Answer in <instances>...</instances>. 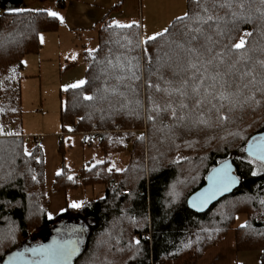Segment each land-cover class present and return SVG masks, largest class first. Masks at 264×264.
<instances>
[{
    "label": "trees",
    "instance_id": "1",
    "mask_svg": "<svg viewBox=\"0 0 264 264\" xmlns=\"http://www.w3.org/2000/svg\"><path fill=\"white\" fill-rule=\"evenodd\" d=\"M56 2L64 10L69 0ZM258 6L256 0L253 9ZM120 7L121 4L110 11ZM191 9L190 0H186V11ZM215 14L223 19L218 26L206 29L213 41L207 46L213 48V53H221L224 63L218 70L230 73L225 79L232 84L229 91L233 93L226 101L213 99L216 108L207 100L195 108L194 97L181 98L178 93L169 95L164 91L178 86L187 74L181 71L173 76L174 70L180 71L173 50L159 38L154 43L138 44L142 37L139 22V27H109L112 20L107 15L94 27L97 48L91 56L88 48L82 52L87 83L79 89H61L60 120L61 134L82 133L83 141L101 149L103 158L79 169L65 164L52 187L69 192L103 184L105 195L80 208L68 207L51 219L46 212L43 150L32 143L28 151L31 155L25 156L24 134L16 129L11 135L4 133L8 123H15L5 113V104L20 100V79L11 80L10 75L23 68L25 55L40 50L37 33L54 30L61 23L40 10L0 14V264L24 242L64 221H72L68 223L75 224L83 234L81 252L73 264H196L230 231L235 232L238 251L258 250L259 264L264 262V171L258 168V162L250 163L252 158L243 150L253 135L264 131V68L256 63L264 61V20L253 12L250 23L233 22L224 8L216 9ZM244 31L252 33L245 48H231ZM205 44L203 38L196 42V46ZM144 48L152 57L151 76ZM157 55L161 63L172 57L171 67L156 71ZM132 58L139 60L138 80L129 78L119 67ZM217 63L214 60L208 66L209 72L217 70ZM248 69L257 83L245 88L243 85L249 84L251 77H240ZM161 75L164 79H159ZM117 76L126 78L118 81ZM166 80L173 83L166 84ZM149 81L159 84L161 91L149 88ZM237 84L241 85L239 93ZM187 91L191 97L190 86ZM85 95L94 99L85 100ZM249 96L253 99L248 100ZM149 97L151 104L167 110L160 114L149 112ZM181 103L187 107L181 108ZM3 106L6 110H2ZM173 109L176 118L172 117ZM149 114L154 121L147 119ZM221 115L224 119L219 118ZM124 151L128 152V163L117 172L113 155ZM230 156L241 179L240 187L206 212L192 211L187 205L188 197L205 184L214 166ZM125 189L130 192L124 194ZM241 213L247 216L248 226L243 229L236 225ZM189 241L191 245L183 247Z\"/></svg>",
    "mask_w": 264,
    "mask_h": 264
},
{
    "label": "rangeland",
    "instance_id": "2",
    "mask_svg": "<svg viewBox=\"0 0 264 264\" xmlns=\"http://www.w3.org/2000/svg\"><path fill=\"white\" fill-rule=\"evenodd\" d=\"M56 0H0V14L11 9L21 10H40L51 9L60 12L59 8L53 3ZM143 12L142 17L138 18L142 26V37L152 35L154 29L161 30L168 26L174 16H179L186 11V0H152L154 7L151 9L156 14L154 24L149 20L147 13L150 0H142ZM181 6V9H180ZM151 11V10H150ZM61 24L54 30L43 31L44 42L38 52L25 55L23 58V68L20 71L11 73V80L20 79V100L7 102L2 107L6 110L14 121L11 122L17 131L29 136H44L41 148L44 152L45 162V181L47 215L51 213L52 217L66 211L68 205L72 202H80L81 207L86 203L102 198L105 195V186L103 184H94L78 187L72 191H57L52 185L55 182L56 173L62 164L79 169L93 160L103 158L101 149H96V145L88 144L83 141V134L76 132L63 131L60 120L61 111V89H66L65 75L77 62L82 63L81 53L84 48L93 50L97 48V39L90 34H71L68 30L63 29ZM159 32V31H157ZM75 56V58H73ZM21 77V78H20ZM1 101V99H0ZM62 137V138H61ZM52 141V147L48 151L44 150V142ZM27 151L34 146L31 142L25 144ZM113 165L117 169H122L128 163V152L124 151L113 155ZM258 168L259 164H258ZM258 171V169H256ZM56 174V175H55ZM80 208V207H79ZM63 209V211H61ZM247 216L238 214L236 225L245 223ZM72 221L59 222L52 226L48 233L51 238L72 239L77 245H81L82 232L78 231L75 224L68 223ZM47 231L40 233L31 241L24 243H42L43 236ZM35 232H33L34 234ZM48 235V234H47ZM22 245L18 249L22 248ZM81 247V246H80ZM252 253L255 258H248L246 263L245 257ZM257 255L261 257L260 251H241L240 264H259ZM248 256V255H247ZM260 262V260H259Z\"/></svg>",
    "mask_w": 264,
    "mask_h": 264
},
{
    "label": "snow or ice",
    "instance_id": "3",
    "mask_svg": "<svg viewBox=\"0 0 264 264\" xmlns=\"http://www.w3.org/2000/svg\"><path fill=\"white\" fill-rule=\"evenodd\" d=\"M192 4V9L189 11H185L179 16L174 17L173 21L169 23L168 26L161 29L159 32H156L152 35H146L138 38L139 45H147L149 42H156L157 38H159L163 43L168 44L170 50H173V55L175 56V64L176 68L180 71L174 70L173 76L180 75V72L186 73L179 82L178 86L174 88H164V91L171 95L172 93H178L181 98H195L194 107L199 108L205 100L208 101L209 104L212 105V108H216L215 104H212V100L226 101L229 100L230 96L233 95L229 91L232 88V84L229 80L225 79L226 75H230V73H222L220 72L219 66L224 63L221 53H213V48L207 46L210 43H213L212 37L207 34L206 29H212L213 25H219V22L223 19V17L215 14V10L219 8H224L228 10L229 17L233 20V22H251L253 19V12L258 14L261 20H264V0H258V7L253 9V4L256 3V0H190ZM211 5V7L209 6ZM13 12L23 11L21 9H11ZM45 11L47 16L50 18H54L60 23L64 22V18L56 11L51 9L40 10ZM133 25L139 27L136 21H132L129 24H122L116 20L111 22L109 27H116L120 29L130 28ZM175 29V31H173ZM215 31L220 32L217 27ZM252 35L251 32L244 31L237 42L231 45L233 49H244L246 46V39ZM179 37V38H178ZM37 38L40 43L44 42V37L42 33H37ZM203 38L206 41V44L203 46H196V42ZM128 43L131 44L132 41L129 39ZM174 46V49H173ZM95 50H89V55H92V52ZM144 57L146 62L149 64V75L153 74L151 70V62L152 57L148 52L147 48L143 49ZM167 56V54H165ZM211 57V58H207ZM75 58V56H73ZM135 60V63L132 61ZM157 60V69L159 71L160 68L163 67H171L173 63L172 57H167L164 63H161V58L159 55L156 57ZM217 61L218 63L215 65L216 71L209 72V67L213 65V61ZM21 63H25L21 61ZM107 63L112 65V60H108ZM257 64H260L262 68H264V61H256ZM234 66V65H233ZM122 72H127L129 74V78L139 79V71L140 64L137 58H132L129 60L127 65H119ZM244 77H251L249 84H244L243 87L248 88L250 85L254 86L257 81L255 75L251 69L244 71L241 74V79ZM125 76H117L116 79L123 80ZM159 79H164L161 75ZM205 81H210V83H205ZM191 82V84H190ZM87 83L86 80L81 79L70 85H66L65 88H73L79 89ZM166 84H172L173 82L170 80L165 81ZM264 83V81H262ZM147 86L149 88L155 87L157 92L161 91V87L159 84L153 85L150 81ZM191 87V97H189V93L187 89ZM241 85H236V92L239 93ZM202 89V92H201ZM216 90L213 92L212 90ZM256 91H262V89H255ZM211 97V99H209ZM85 100L94 99L92 96L85 95L83 97ZM248 100H252L253 97H247ZM149 103L151 107L149 108V112H156L160 114L167 109H161L159 105L151 104V97H149ZM171 107V104L167 106ZM181 108L187 107V104L181 103ZM224 105L221 104L220 108H223ZM219 112V109H217ZM172 117L176 118L175 110L172 111ZM220 119H224L221 115ZM147 119L149 121H154L155 117L151 114L147 115ZM183 119V117H180ZM200 122H204L201 120ZM3 134V133H0ZM11 135V133H8ZM143 138V134L140 137ZM247 151L248 155L252 158L250 163L258 162L259 167L262 171H264V135L253 138L247 144V147L243 149ZM25 156H30L31 153L24 150ZM98 163H103V161H98ZM114 167V165H113ZM112 168H109L111 171ZM117 172L122 171V169H116ZM57 175H60V172H57ZM255 175V171L253 172ZM33 180L36 179L35 176L32 177ZM68 179H72L71 176ZM209 180V187L205 190V192L200 193L193 200V207H198L206 204L208 200L214 198L217 193L221 191H227L236 181V177L231 175V167L225 162L220 168L213 169L212 172L207 177ZM264 203V201H261ZM70 208H79L81 207L80 202H72L68 205ZM63 211V209H61ZM48 218L51 219V213L48 214ZM247 223H243L239 225L240 228H246ZM204 231H209L208 229H204ZM219 231V229H217ZM199 239V237H197ZM76 241L73 240H57L53 238V240L48 244H42L39 247L26 248L23 251H17L8 256L7 260L4 261V264H69L71 257L75 254ZM136 244H139V241H135ZM191 245V241L184 244L183 247L187 248ZM26 253H31L32 258H26ZM264 264V262H262Z\"/></svg>",
    "mask_w": 264,
    "mask_h": 264
},
{
    "label": "crops",
    "instance_id": "4",
    "mask_svg": "<svg viewBox=\"0 0 264 264\" xmlns=\"http://www.w3.org/2000/svg\"><path fill=\"white\" fill-rule=\"evenodd\" d=\"M120 4L121 7L119 10L110 11L112 8ZM53 5L59 8L56 1ZM148 7L149 8L146 11L148 12V19L151 20L152 24H154L155 19H152V17L156 14H154L151 9L154 7L152 0H150ZM142 8V0H69L67 7L64 10H59V14L64 18V22L61 23V25L64 26V30H68L71 34L77 33L86 36L90 34V36L97 39V32L94 27L104 17L108 15L112 21L116 20L122 24H129L132 21L139 22L138 18L142 17ZM172 17H175V15ZM141 25H143L142 22ZM154 30V32L160 31L157 29ZM81 62L82 63L75 62L76 64L68 70L67 75L64 77L66 85H70L81 79L85 80L86 65L83 60ZM42 138L44 139L45 137L43 136ZM52 144V141H47L46 143L44 142V150L48 151L51 149ZM64 166L65 163H63L59 169L60 173L62 172ZM240 252L241 251H238L236 248L235 232L230 231L216 246L210 248L196 264H240ZM247 255L245 257L246 263H248V258L251 257L253 259L256 257L255 255L253 256L252 253ZM257 258L259 263L260 255H257Z\"/></svg>",
    "mask_w": 264,
    "mask_h": 264
},
{
    "label": "water",
    "instance_id": "5",
    "mask_svg": "<svg viewBox=\"0 0 264 264\" xmlns=\"http://www.w3.org/2000/svg\"><path fill=\"white\" fill-rule=\"evenodd\" d=\"M262 135H264V131H262V132H260V133H258V134L253 135V136L249 139V141L252 140L253 138H258V137H260V136H262ZM249 141H248V142H249ZM248 142H247V144H248ZM247 144H246V147H247ZM246 147H245V148H246ZM245 153L248 155L247 151H245ZM248 156H249V155H248ZM225 162H227V163L230 165V167H231V175L234 176V177H236V181H235V183H234V184H233V185H232L227 191H221V192L217 193V195H216L214 198L208 200V202H207L206 204H204V205H202V206H198V207H193V205H192L193 200L197 197L198 194L205 192V190L208 189V187H209V180L207 179V177L209 176V174L212 172L213 169L220 168ZM240 184H241V179H240V177H239V176L237 175V173H236V165L234 164V161H233L232 156H230V157H228L227 159L221 161V162H220L219 164H217L216 166H214V167L208 172V174H207V176H206V182H205V184H204L203 186H201L199 189H197L195 192H193V193L188 197V199H187V205H188V207H189L192 211H194V212H196V213H204V212H206V211H207V210H208L213 204H215L216 202H218V201L221 200L222 198H224V197H226V196L232 194L237 188L240 187ZM56 239H57V238H56ZM52 240H53V238H52ZM52 240L45 241V242H43V243H41V244H38V245H36V246H34V247H39V246L42 245V244H48V243H50ZM57 240H61V239H57ZM66 240H72V239H66ZM76 248H77V250H76L75 254L71 257V260H70L69 264H73L74 261L76 260V258L79 256V254H80V252H81V248H80V246H78L77 244H76ZM15 252H16V251H15ZM13 253H14V252H13ZM26 258L31 259V258H32L31 253H30L29 255L26 254ZM6 260H7V258H6ZM2 264H4V262H3Z\"/></svg>",
    "mask_w": 264,
    "mask_h": 264
},
{
    "label": "built area",
    "instance_id": "6",
    "mask_svg": "<svg viewBox=\"0 0 264 264\" xmlns=\"http://www.w3.org/2000/svg\"><path fill=\"white\" fill-rule=\"evenodd\" d=\"M14 132H15L14 125L12 123H8V126H7L6 130L4 131V133L5 134H8V133H11L12 134ZM42 137L43 136H38V135L37 136L36 135H34V136L23 135V141H24L25 144L31 142V143H33L35 145L41 146L43 144V138ZM92 138H93V136H92ZM133 140L134 139H132V141ZM129 192H130V189L123 190V193L124 194H127ZM141 194L144 195L145 194V191H141Z\"/></svg>",
    "mask_w": 264,
    "mask_h": 264
},
{
    "label": "flooded vegetation",
    "instance_id": "7",
    "mask_svg": "<svg viewBox=\"0 0 264 264\" xmlns=\"http://www.w3.org/2000/svg\"><path fill=\"white\" fill-rule=\"evenodd\" d=\"M49 231H47V233H46V235L45 236H43V239H42V243L43 242H45V241H48V240H52V238H51V236H50V233H48ZM48 234V235H47ZM58 239V238H57ZM63 240H66V239H63ZM39 244H41V243H39ZM36 245H38V243H29V242H27V243H23L22 244V248H20V249H16V252L17 251H23L24 249H26V248H28V249H30V248H33L34 246H36ZM26 254H30V253H26Z\"/></svg>",
    "mask_w": 264,
    "mask_h": 264
}]
</instances>
